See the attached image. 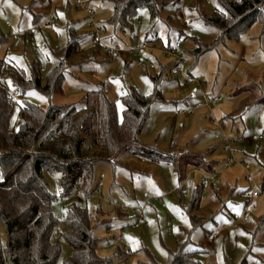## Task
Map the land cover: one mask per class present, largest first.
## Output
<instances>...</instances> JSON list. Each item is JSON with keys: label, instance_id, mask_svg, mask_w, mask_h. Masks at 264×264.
<instances>
[{"label": "rangeland", "instance_id": "rangeland-1", "mask_svg": "<svg viewBox=\"0 0 264 264\" xmlns=\"http://www.w3.org/2000/svg\"><path fill=\"white\" fill-rule=\"evenodd\" d=\"M169 1L154 20L147 9L139 10L131 31L123 33L108 25L113 12L108 0H85V8L94 11V22L102 29L103 46L120 49L111 55L95 42L96 27L91 26L85 9H77L75 0H0V36L6 37L0 46V59L5 62L0 81L14 102L12 129L21 124L23 101L43 110L51 105L68 106L70 110L88 92L104 85L121 120L123 92L134 88L151 95L153 79L162 77L158 83L162 101L152 106L140 143L119 155L114 166L95 164L91 194L78 188L69 197L60 198L57 180L49 178L51 191L58 196L52 212L60 221L56 231L62 249L60 264L73 253L61 236L67 232L64 221L72 204L92 213L93 234L100 240L96 252L111 259L112 264H146L147 253L165 264L168 250L173 252L178 243L188 240V251L195 252L194 258L202 264H264V102L256 101L264 100L263 26L255 21L244 30L232 32L198 59L194 51L220 35L202 18L203 14H213L217 1ZM48 20L50 27L45 24ZM151 31L157 41L148 36ZM72 38L79 39L80 51L66 61L62 91L48 97L31 89L20 96L10 73L21 69L30 77L31 66L38 63L42 84L46 85ZM177 42L186 64L183 75L175 78L171 75L172 59L165 52L168 43ZM145 44L149 49L132 51ZM142 58L155 69L139 66ZM208 99L211 106L206 105ZM252 101L254 104L249 105ZM233 113V117L241 116L228 117ZM226 137L232 141L233 153L224 152ZM237 137L245 141L234 142ZM173 145L181 176L173 164L152 161L140 153L144 146L166 154ZM210 152L206 160L216 169L211 174L188 164L192 158H203ZM230 157L235 164H226ZM214 174L212 181L203 182ZM202 183V199L195 214L206 222L192 230L186 210L195 188ZM256 188L261 194L251 201L255 211L250 214L245 210L247 196ZM6 243L0 221V246Z\"/></svg>", "mask_w": 264, "mask_h": 264}, {"label": "trees", "instance_id": "trees-1", "mask_svg": "<svg viewBox=\"0 0 264 264\" xmlns=\"http://www.w3.org/2000/svg\"><path fill=\"white\" fill-rule=\"evenodd\" d=\"M108 1L113 6L108 25L115 32L119 29L123 33L131 31L139 10L147 9L154 20L170 2ZM216 1L218 7L213 14H203L202 18L207 25L218 29L220 35L211 44H201L194 51L198 59L201 54L213 49L221 38L244 30L255 21L260 22L264 29V0ZM149 35L153 37L154 34L151 31ZM5 39L0 36V46ZM152 40L158 39L154 36ZM79 46L78 38L68 41L62 51L63 57L49 73L46 85L42 84L38 63L31 66L30 77L23 70L14 69L10 75L16 92L23 96L28 90L36 89L48 97L61 92L67 74L66 61L80 51ZM172 46L168 43L166 48ZM4 68L5 62L0 59V74ZM161 78L153 79L155 89L151 95H143L134 88L123 92L121 120L116 103L107 96L103 87H99L88 92L80 104L70 110L68 106L55 105L43 110L23 101L20 107L21 124L17 130L10 126L14 102L7 87L0 81V221L7 236L6 246H0V264H60L62 249L56 233L60 221L52 212V205L58 196L51 191L49 178L57 180L60 198L69 197L78 188L86 195L91 194L95 164L106 162L114 166L119 155L140 143L139 137L150 118L152 106L162 101L158 89ZM234 115L228 117L241 116ZM173 148L174 145L170 152L164 154L143 146L140 153L152 161L173 164L181 176ZM211 153L205 157L199 154L203 158H192L188 164L205 168L211 174L215 164L206 160ZM204 185L202 183L201 187L195 188L186 210L192 230L206 222V218L195 214L200 207ZM94 222V216L85 208L72 204L67 210L64 221L67 232L61 236L72 247L73 253L62 264H112L111 259L102 258L96 252L100 240L94 237ZM189 244L190 240L178 243L173 252L168 250L165 264H202L194 258L195 252L188 251ZM147 256L146 264H161L150 253Z\"/></svg>", "mask_w": 264, "mask_h": 264}, {"label": "built area", "instance_id": "built-area-1", "mask_svg": "<svg viewBox=\"0 0 264 264\" xmlns=\"http://www.w3.org/2000/svg\"><path fill=\"white\" fill-rule=\"evenodd\" d=\"M75 4H76V7L77 9H85L86 11V14L87 16L89 17V19L92 20V23H91V26H94L96 27V32H94V39H95V42H99L101 43V40H100V36H101V33H102V29L100 27H98L97 23L94 22V17H95V13L94 11H92L91 9H88V8H85V0H75ZM45 24L46 27H50L51 25V20H48ZM101 46H103V43H101ZM104 49L111 55H117L120 51L119 48L117 47H113L112 48H108V46H103ZM149 49V45L148 44H145L143 45L142 47H137L135 48L134 50L132 51H135V52H141L143 50H147ZM165 56L168 58V59H172L171 60V75L175 78H178L180 77L181 75H183L184 73V68H185V64H186V60L184 58V55L183 53L181 52V43L177 42L175 43L171 48H168V50L165 52ZM138 65L139 66H146L147 68L153 70L155 69V65L148 62L147 60H145L144 58H142L139 62H138ZM188 77H186V82L188 81ZM104 88V91H106V86L104 85L103 86ZM218 101H220V98H218ZM212 101L210 99H208V102H207V106H211ZM199 106H204V105H200ZM234 142H244L245 139L243 137H237L235 139H233ZM224 152L226 153H233V149H232V141L230 138L226 137L225 139V142H224ZM174 156L175 153H173ZM178 156H181V154H179ZM236 163V160L233 158V157H230L226 160V164L227 165H233ZM216 177V175H212V176H207L206 178L203 179V182H205L206 180H213L214 178ZM180 191H184V189L180 190ZM261 194V191L260 189L256 188V190H253L252 192H250L247 196V199H248V206L245 207V210L246 212L248 213H253L255 211V207L250 205L251 204V201L253 199H255L256 197H258L259 195ZM75 196L76 198H80V194L78 192L75 193ZM164 206V205H163ZM142 209H137V213L140 214L142 213ZM247 217H244V221H247ZM212 237L215 239L217 238V233H214L212 235Z\"/></svg>", "mask_w": 264, "mask_h": 264}, {"label": "crops", "instance_id": "crops-1", "mask_svg": "<svg viewBox=\"0 0 264 264\" xmlns=\"http://www.w3.org/2000/svg\"><path fill=\"white\" fill-rule=\"evenodd\" d=\"M212 164H214V163H212ZM215 166V165H214ZM216 169L214 168V171H215ZM213 238V237H212ZM214 239V238H213Z\"/></svg>", "mask_w": 264, "mask_h": 264}]
</instances>
